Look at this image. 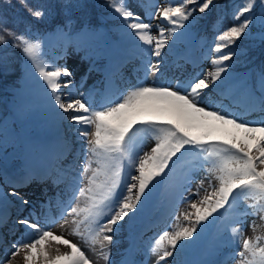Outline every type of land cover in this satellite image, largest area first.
<instances>
[{"label": "snow or ice", "instance_id": "6c2138e0", "mask_svg": "<svg viewBox=\"0 0 264 264\" xmlns=\"http://www.w3.org/2000/svg\"><path fill=\"white\" fill-rule=\"evenodd\" d=\"M16 3L37 21L53 7L30 0ZM12 4L13 0H0V49L10 45L21 51L26 82L35 89L33 103L68 125L80 145V155L66 144L73 159L47 176L57 192L44 202L46 210L42 205L39 214L34 209L11 223L0 214V229H24L11 241L7 234L0 237V264H14L18 257L23 264H98L100 260L112 264L115 232L129 213L142 206L153 181L173 171L170 165L187 166L188 184L195 179L194 172L203 171L194 195L200 196L202 190L204 195L198 202L189 201L194 212L180 214L187 224H181L177 215L172 230L155 239L150 247L156 257L154 264H176L175 254L193 244L207 225L220 217H224L223 226L234 245L231 259L235 264H264V237L255 234L257 227H264V119L256 124L242 121L224 105L228 101L264 116V68L229 78L226 74L232 65L225 63L237 55L232 50L236 42L251 35L250 26L259 24L264 41V0H238L232 6L233 23L215 36L209 70L186 83L177 80L175 87L138 83L102 102L92 96L85 98L70 79L72 71L46 58L41 41L30 35V28L17 31L8 26L3 6ZM214 4L215 0H147L136 5L143 9V16L133 10L130 0H109L108 7L121 20V38L157 58L143 65L146 75L156 76L161 72L165 48L179 38L177 30L186 29V21L206 13ZM55 7L69 14L64 25L67 31L61 30L67 43L90 47L99 38L97 31L84 28L73 37L70 14L83 7L80 0H60ZM9 71L6 58L0 57V74ZM214 89L220 100L208 103ZM148 142H152L150 150L143 151L141 145ZM31 180L26 175L12 182L11 193L0 192V199L11 195L23 210L30 201L16 189ZM57 211L58 216L54 215ZM246 224L254 232L251 237L245 234ZM56 228L63 231L56 234ZM65 233L78 238L77 242L67 239ZM61 246L66 250L61 251ZM122 264L137 261L129 256Z\"/></svg>", "mask_w": 264, "mask_h": 264}, {"label": "rangeland", "instance_id": "374dc122", "mask_svg": "<svg viewBox=\"0 0 264 264\" xmlns=\"http://www.w3.org/2000/svg\"><path fill=\"white\" fill-rule=\"evenodd\" d=\"M140 2L146 3L147 0H130L133 10L143 16V9L136 6ZM156 2L160 3L161 0H156ZM106 18L116 20L117 23L111 26V30L104 26L100 27L97 30L100 34L99 38L90 47H77L75 43L69 44L62 39L61 33L39 37L37 32H30L34 39L41 41L43 52L47 59L50 61L54 60L60 65H66L72 71L73 75L70 79L74 81L81 92L85 93V98L94 96L98 102H102L105 98H114L119 93L138 83L149 86L153 84H171L175 87L177 80L186 83L193 76L211 68L208 57L215 54L211 53V51L208 53L203 52L206 46L204 44L206 39L201 33L204 26H197L200 25L198 14H195L194 19L185 22L186 29L177 30L179 38L175 40V43L170 41L169 46L165 48L161 72L156 76L146 75L143 71V65L146 60L151 59L154 61L157 58L148 56L145 51L132 47L129 41L121 38V20L118 19V14L111 12ZM151 22L156 23L157 21L153 20ZM197 29L201 30L198 31ZM78 32L73 33V37ZM153 33H155V29H153ZM180 33H184V35L179 36ZM210 42L212 44L214 39H211ZM147 47V45L143 46L144 49H147ZM90 68L92 69L91 71L89 70ZM245 74H250V72L241 74L240 71L229 69L226 76L231 78ZM63 79L69 78L64 77ZM82 81L83 86L80 87ZM17 83L18 87L9 101V111L4 114L0 108V192L2 193H11L13 190V184L10 182L13 179H11L9 174L15 173L14 166L17 163L24 168L16 171L20 172L23 177L26 175L32 177L31 182L28 184H37L33 182L40 180L41 177L46 175H54L59 168L67 166L72 161L73 155L66 150V144L67 147L74 151L76 156L80 155V145L75 141L74 133L69 131L68 125L55 117L47 108L36 106L33 103L35 89L31 83L26 82L25 65L20 70ZM73 91H76V89H73ZM219 100V93L214 89L209 94L208 103L218 102ZM224 105L228 112L233 113L242 121L256 124L259 120L264 119L261 114L247 112L243 108L230 105L228 101H224ZM62 123H64V127ZM60 130L61 132L58 134ZM151 143L148 142L141 145L143 151H149L148 145ZM14 158L16 162H13ZM195 163L193 161V165ZM186 170V165H179L171 173H167L166 170L169 176L157 177L155 180L160 182L156 186L154 196H150L151 192L146 190L148 206L144 213L138 216V220H141L142 224L138 223V220L133 217V213H129V216L125 217V220L121 222V226L115 232L117 242L114 245L117 248L111 249L112 263V260H115V264H117L116 259L119 258L118 264H120L122 257L129 258V250L131 249L132 251L134 249L133 253L136 256L131 258H134L137 264H141V260L145 257V264H154L156 257L150 252V247L155 239L163 231L172 230V226L176 223L175 217L177 215L184 211L194 212L195 210L189 207V201L198 202L204 195L203 190L200 196L194 195L199 180L203 178V171L194 172L195 179L188 184L185 180ZM166 179L170 182L169 185H166ZM154 184L155 182L153 181ZM153 185H150L151 189L154 188ZM205 187H207V182H205ZM162 188L166 190L165 194L171 200L167 202L162 213L160 211V213H155L164 217L157 219L156 223V215L153 214L149 217L148 215L153 199H157V196L155 197L156 191ZM16 190L35 204V206H25V211L28 212L35 209L36 213H40L42 210L40 203H44L57 192L55 191V193L43 197L40 201L38 199L34 203L27 194H37L35 188L33 189V187L28 185ZM37 190L41 193L43 192L41 188ZM181 198L185 200L183 201ZM5 202L6 204H4ZM43 206L46 210L47 205ZM20 208L19 202L11 195H8L7 199H0V214L8 217L9 223L16 218L11 219L10 216L17 213ZM54 215L58 216L59 212H55ZM166 216L167 219L165 218ZM248 220L250 222L252 217H249ZM164 221L165 224L163 223ZM180 222L181 224H187L182 215H180ZM132 223L134 224L131 226ZM224 223V217H220L211 223L207 234L203 237L201 236L202 238L197 236L194 243L189 245V248L186 247L180 251L182 252L181 256H179V252L175 254V261L178 260V264H204V262L235 264L231 259L232 253L229 252V250L233 251L234 245L228 239V232L223 226ZM156 224H160V227L163 225L164 230L162 228L159 230V227H155ZM257 224L259 225L260 221L257 220ZM5 229L7 227L0 229V237L7 234V240L9 241L18 238L23 233L17 230L14 231L13 235ZM19 230L24 229L21 227ZM54 231L56 234H60L63 230L56 228ZM245 234L249 237L254 235L253 230L247 227V224L245 225ZM255 234L264 237V227H257ZM65 237L73 242L78 240L76 237L67 236L66 233ZM180 243L183 244L185 242L182 241ZM145 248L148 249V256L144 251ZM83 250L91 258L95 259L86 246H83ZM14 264H21L20 257L14 261ZM98 264H104V261L100 260Z\"/></svg>", "mask_w": 264, "mask_h": 264}, {"label": "trees", "instance_id": "16d2710c", "mask_svg": "<svg viewBox=\"0 0 264 264\" xmlns=\"http://www.w3.org/2000/svg\"><path fill=\"white\" fill-rule=\"evenodd\" d=\"M30 2L45 6L52 5L53 7L48 15L37 21L29 17L26 11L16 3V0H13L11 7L3 6V14L7 18L9 27H13L17 31L30 28L31 31H37L40 37L61 33V30L67 31L64 25L69 14L55 7L60 3V0H30ZM80 2L83 7L73 9L70 14L72 34L82 28L95 30L101 23H105L109 27L117 23L116 20L106 18L112 12L108 7L109 0H80ZM235 3H238V0H215L214 6L206 13H197L200 20V25L197 26H204L201 33L205 37L215 40L218 31L233 23L231 11ZM256 15L259 16V11L256 12ZM250 28L251 35L241 37L233 46L232 50L237 52L233 61L225 62L232 65L229 69L233 71L243 72L250 69L251 73H254L264 68V41L260 36L261 28L259 24H254ZM205 44L208 45L209 42L207 41ZM0 57L6 58L11 69L6 75L0 74V108L1 112L5 114L9 111L11 96L18 87L17 77L25 65V58L19 49L12 48L10 45L0 49Z\"/></svg>", "mask_w": 264, "mask_h": 264}, {"label": "bare ground", "instance_id": "6f19581e", "mask_svg": "<svg viewBox=\"0 0 264 264\" xmlns=\"http://www.w3.org/2000/svg\"><path fill=\"white\" fill-rule=\"evenodd\" d=\"M92 97H94V96H92ZM96 99V98H95ZM65 123V122H64ZM64 123H62V126L64 127ZM67 127V126H66ZM59 132H61V130L60 131H58V134H59ZM62 133H63V131H62ZM54 160V159H53ZM13 162H16V159L14 158L13 159ZM179 165H176V166H173V165H170V167H172L173 168V170L175 169V168H177ZM24 167L22 166V165H19V163H17L16 165H15V167H14V169H23ZM168 175V174H167ZM169 176V175H168ZM20 176L19 175H14V179L13 180H11L10 182H11V184H13L12 182H14V181H16V179L17 178H19ZM168 179H166L165 180V183H166V185H169L170 184V182L169 181H167ZM39 182H41L42 184H44L45 185V188H46V194H51V193H54L55 191H57V189L52 185V183L50 184L49 182H47L45 179H44V177H41L40 178V180H38ZM172 181V180H171ZM155 182V186H154V188H152L151 189V194H149L150 196H154V192H155V190H156V186L158 185V183L156 182V181H154ZM23 187H20L19 189H22ZM166 190L164 189V188H162L161 190H159V191H156V193H155V197L157 196V199H153V202H152V204H151V206H150V211H149V215H148V217L149 216H151V215H153V214H155V213H162V210L165 208V205L167 204V202L169 201V200H171V199H169V196H167L166 194ZM181 200H185L184 198H181ZM4 204H6V202L4 203ZM30 204H32L31 202H30ZM141 205L142 206H138V210L135 212V213H133V217L134 218H136L137 220L139 219L138 218V216H141L143 213H144V211H145V209H146V207L148 206V201L147 200H144V199H142V202H141ZM160 211V212H159ZM29 212H32V211H25V208H23V210H21V208L17 211V213H15V214H13V215H11L10 216V218L11 219H14L15 217H18V216H27L28 214H29ZM156 215V214H155ZM147 217V218H148ZM155 218H156V223H157V219H161V218H164V217H162V216H160V215H156L155 216ZM166 219H167V216L165 217ZM211 219V218H210ZM138 223H140V224H142V221L141 220H138ZM164 224H165V221L163 222ZM134 223H132L131 224V226L133 225ZM211 224V223H210ZM210 224H208L207 225V227L204 229V231L201 233V235H199L200 237L202 236H204L205 234H207V232H208V228H209V225ZM162 227H160V224H156V226L155 227H159L160 229L159 230H161V228H162V230H164V227H163V225H161ZM5 230H7L8 232H9V230H8V228L7 229H5ZM18 230V232H23L24 230H19V229H16V228H13L12 230H11V234H13L14 233V231H17ZM14 235V234H13ZM201 237V238H202ZM117 242V240H116V235L114 234V243H113V245H112V248L111 249H113V248H117V247H115V243ZM188 248H189V246H188ZM65 249H64V247L63 246H61V251H64ZM118 250V249H117ZM116 250V251H117ZM229 252L230 253H232V251L231 250H229ZM87 254V253H86ZM88 255V254H87ZM182 255V252H179V256H181ZM126 258H122L121 259V261H120V264H122V261H124ZM178 259V258H177ZM113 261V263L112 264H115V260H112ZM116 261H117V264H118V261H119V258H117L116 259ZM20 263L21 264H23V261H22V257H20ZM180 263V262H179ZM176 264H178V260L176 261Z\"/></svg>", "mask_w": 264, "mask_h": 264}]
</instances>
